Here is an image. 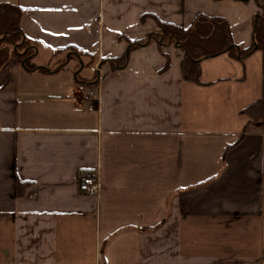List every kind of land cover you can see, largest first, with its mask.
<instances>
[{"label":"crops","instance_id":"1","mask_svg":"<svg viewBox=\"0 0 264 264\" xmlns=\"http://www.w3.org/2000/svg\"><path fill=\"white\" fill-rule=\"evenodd\" d=\"M0 3L22 10L34 51L0 69V264H264V131L243 113L263 95L264 50L203 58L197 83L157 37V20L204 14L250 48L255 0ZM64 48L85 53L81 71L75 52L58 69ZM83 81L96 101L73 102Z\"/></svg>","mask_w":264,"mask_h":264},{"label":"trees","instance_id":"2","mask_svg":"<svg viewBox=\"0 0 264 264\" xmlns=\"http://www.w3.org/2000/svg\"><path fill=\"white\" fill-rule=\"evenodd\" d=\"M248 2L250 0H240ZM260 8L259 19L255 22V39L253 45L247 49H240L234 42L230 30L229 23L221 17H210L204 14H199L192 22V24L185 28L173 23L157 20L160 27V35L157 36L161 41V45L168 42H174L178 47L182 48L185 53L181 60V73L185 80L199 82L201 76L200 60L207 57L219 55L226 51L237 56H245L254 49L264 50V0H255ZM22 10L16 6L6 3H0V36L5 38L0 42H6L9 45H18V50L9 51L8 46H3L1 49L6 60L10 53L15 54L16 62L22 63L26 59L25 67H31L30 56L33 54L31 43L24 39V35L20 28V17ZM24 40L23 44H20ZM145 40L131 41L132 48ZM27 50V51H26ZM73 51L76 54L85 55L84 52L76 48H64L58 50V53H66ZM1 58V56H0ZM29 58V59H28ZM5 62V61H4ZM5 64L0 63V69ZM86 83L90 86H95L98 83ZM243 113L250 117V125H259L264 131V90L262 97L247 107ZM245 130V132H246Z\"/></svg>","mask_w":264,"mask_h":264},{"label":"built area","instance_id":"3","mask_svg":"<svg viewBox=\"0 0 264 264\" xmlns=\"http://www.w3.org/2000/svg\"><path fill=\"white\" fill-rule=\"evenodd\" d=\"M100 72V69L98 70ZM100 97L99 85L90 86L86 83H78L72 96L73 102L91 103ZM99 188V177L96 171H83L79 177V189L85 194H94Z\"/></svg>","mask_w":264,"mask_h":264},{"label":"rangeland","instance_id":"4","mask_svg":"<svg viewBox=\"0 0 264 264\" xmlns=\"http://www.w3.org/2000/svg\"><path fill=\"white\" fill-rule=\"evenodd\" d=\"M4 38H5V35H4V36H0V42H1ZM20 44H21V43H20ZM3 46H4V47H5V46H8L9 51L14 50V52H15V51L23 52V51H21V50H18L19 48H17V45H9V44H7V41H6V42H2V43H0V56H1V58H0V63L3 62L4 64H7V63H10V62H12V61H16L15 58H14L15 54H11L12 52L10 53L9 57H8L6 60H4V55L2 56V54H3L4 51H2V49H1ZM4 61H5V62H4Z\"/></svg>","mask_w":264,"mask_h":264},{"label":"water","instance_id":"5","mask_svg":"<svg viewBox=\"0 0 264 264\" xmlns=\"http://www.w3.org/2000/svg\"><path fill=\"white\" fill-rule=\"evenodd\" d=\"M259 17H260V15H257L256 16V21L259 19ZM24 43V40L21 42V44H23ZM176 46H178V45H176ZM232 47V46H231ZM230 47V48H231ZM17 48H18V45H17ZM230 48H228L226 51H224V52H228V50L230 49ZM27 51V50H26ZM72 55H75V53L74 52H69L68 53V55H67V60H66V63L65 64H63V65H61V66H59V68L58 69H61L62 67H64L69 61H70V58H71V56ZM76 56L79 58V61H80V71L84 68V66H85V64H84V62H83V60H82V58H81V56L80 55H77L76 54ZM25 62H26V59L25 60H23L22 61V66H24L25 67ZM38 68H45L46 69V67H42V66H39V67H37L36 69H38ZM78 73H79V71L76 73V76L78 75Z\"/></svg>","mask_w":264,"mask_h":264}]
</instances>
